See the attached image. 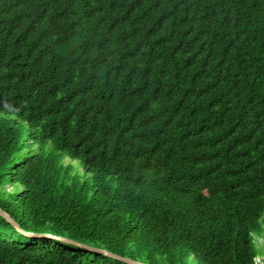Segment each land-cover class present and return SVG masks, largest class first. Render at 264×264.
<instances>
[{"label":"trees","instance_id":"trees-1","mask_svg":"<svg viewBox=\"0 0 264 264\" xmlns=\"http://www.w3.org/2000/svg\"><path fill=\"white\" fill-rule=\"evenodd\" d=\"M0 114V208L21 230L257 264L264 0H0ZM0 264L129 263L0 215Z\"/></svg>","mask_w":264,"mask_h":264},{"label":"water","instance_id":"water-1","mask_svg":"<svg viewBox=\"0 0 264 264\" xmlns=\"http://www.w3.org/2000/svg\"><path fill=\"white\" fill-rule=\"evenodd\" d=\"M0 215H2L4 218H6L14 227H16L18 229V231H20L24 235L54 238L56 240H60V241H63L65 243H70V244H74V245H79L81 247H85L86 249H88L90 251H95V252H98V253H102L104 255H107L109 257H113V258L118 259L120 261H123L125 263H129V264H141V263H138V262H135V261H132V260H129V259L120 257V256H116V255H114V254H112L110 252H107V251H104V250H100L98 248H93V247H88V246L80 245V244L75 243V242H73L71 240H68V239H65V238H61V237H58V236H54V235H50V234H30V233H27V232L21 230L19 228V226L11 219V217L6 212H4L1 208H0Z\"/></svg>","mask_w":264,"mask_h":264},{"label":"rangeland","instance_id":"rangeland-1","mask_svg":"<svg viewBox=\"0 0 264 264\" xmlns=\"http://www.w3.org/2000/svg\"><path fill=\"white\" fill-rule=\"evenodd\" d=\"M0 116H2V115L0 114ZM3 117L7 118L6 116H3ZM7 119H10L11 120V119H13V117H9ZM70 161L74 165H76L78 167H82L80 161H78V160H71V159H70ZM76 166H75V171H78L76 169ZM6 187L7 188H10V185H7ZM254 238H255V243H256L257 250L260 253V256L257 258L256 263L257 264H264V221L261 222V234H259V235L258 234H255L254 235Z\"/></svg>","mask_w":264,"mask_h":264},{"label":"clouds","instance_id":"clouds-1","mask_svg":"<svg viewBox=\"0 0 264 264\" xmlns=\"http://www.w3.org/2000/svg\"><path fill=\"white\" fill-rule=\"evenodd\" d=\"M28 233V232H27Z\"/></svg>","mask_w":264,"mask_h":264}]
</instances>
